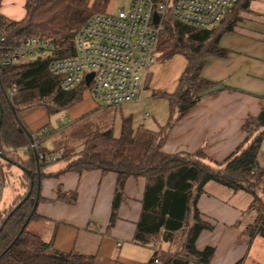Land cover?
<instances>
[{"label": "trees", "instance_id": "16d2710c", "mask_svg": "<svg viewBox=\"0 0 264 264\" xmlns=\"http://www.w3.org/2000/svg\"><path fill=\"white\" fill-rule=\"evenodd\" d=\"M108 2L27 0L25 17L12 20L1 13L0 0V150L8 163L31 170V173L23 170L21 186L25 193L0 212V264H93V255L59 250L52 241L30 231L29 224L37 217L36 211L22 229L36 203L37 160L32 148L26 150L27 158L17 152L31 140L11 104L17 112L43 105L52 114L80 100L83 87L64 90L60 77L49 71V64L52 58L75 55V39L82 25L91 15L103 12ZM250 2L238 0L222 22L211 28H197L181 22L172 13L167 14L160 34L161 43L171 48L165 58L180 54L186 57L187 65L174 92H156L157 96L169 101L166 124L157 130L142 126L135 128L132 116H125L119 136L112 129L93 131L86 137L80 151L65 149L58 159L67 162L63 170L49 175L42 173V177H46L70 170L115 172L117 184L110 226L115 223L119 206L125 199L128 178L145 177L147 185L135 238L140 244L153 247L149 264L210 263L214 247L206 246L201 250L196 246L200 233L213 228L202 218L198 206L199 197L210 181L252 196L250 207L256 209V216L247 228L251 235L264 237V200L259 194V191L264 194V165L258 158L264 141V108L246 120L244 140L223 161L210 159L202 149L193 153H167L162 149L175 122L191 110L203 92L218 85V82L202 76L203 68L209 56L227 55V49L220 46L221 37L234 30L242 19L241 12L249 9ZM29 35L49 39L53 53L48 57L36 56L26 62L3 65L5 52L17 39ZM42 136L37 134L34 140H42ZM38 151H43L41 145ZM45 164L46 160L41 161V168ZM29 191V196L17 207ZM65 197L60 188L58 198ZM42 199L39 195V200ZM75 199L76 193H72L69 200ZM162 242L169 243L170 247L162 248Z\"/></svg>", "mask_w": 264, "mask_h": 264}, {"label": "crops", "instance_id": "0c3cea01", "mask_svg": "<svg viewBox=\"0 0 264 264\" xmlns=\"http://www.w3.org/2000/svg\"><path fill=\"white\" fill-rule=\"evenodd\" d=\"M26 1L2 0L1 13L9 19L21 20L26 15ZM241 16L242 19L234 30L226 32L221 37L220 46L227 49V55L209 56L203 68L202 76L218 82V85L203 92L191 110L175 122L163 144L162 149L165 152L193 153L202 149L210 159L223 161L244 140L243 125L246 120L250 116L258 115L264 108V0H251L249 9L242 11ZM183 58L181 65L171 75L162 76L160 72H164L163 62L154 61L150 65L151 68L149 67L151 71L148 72L146 86L135 101L144 99L158 101L165 97L157 96L156 92H174L187 65L186 57ZM166 78L171 80L170 88L165 85ZM81 86L83 88L80 100L60 111H67L81 102L86 91L92 92L90 87L83 84L75 88ZM166 101L168 111L166 108L167 114L160 118L162 123H158L156 128L152 123H147L149 129L157 130L166 124L170 112L169 101ZM156 103L158 105L161 102ZM38 106L44 107L49 115L54 114L49 113L45 106L36 105L18 112L19 117ZM144 117L149 119L151 114L146 113ZM25 118L20 117L25 128L21 126L29 135L31 142L44 127L48 128L42 133L43 140L51 125L44 127L41 125L37 131L36 129L33 131L28 124L32 120L31 115ZM65 120L66 116H63L59 123H64ZM140 126L144 125L140 123L134 127ZM61 149L68 148L60 147L59 150ZM19 150H23L26 154L24 147L18 149V154ZM80 150L75 149L76 152ZM41 153L56 155L46 148H43ZM22 157L27 158V155ZM258 158L264 165V141ZM1 159L8 168L16 165L8 163L3 155L0 156V161ZM58 159L46 160V164L41 168L42 173L49 175L63 170L67 162ZM17 166L22 170L19 188L13 186L15 192L11 193L9 206H0V212L8 209L18 196L25 193V189L21 186L24 172L19 165ZM5 183L6 180L1 173L0 200L6 187ZM116 184L115 172L103 173L98 169L82 173L70 170L59 175L42 177L40 196L43 199L39 200L37 217L32 220L47 223L49 230L48 239L40 236L46 241H52L54 247L59 250L93 255V264H149L154 252L153 247L140 244L135 238L147 180L143 176L128 178L125 185V199L119 206L115 223L110 226ZM60 188L65 193L64 199L58 198ZM17 190H20L19 193ZM240 192L227 190L224 186L210 181L205 186V192L199 197L198 206L202 218L213 225L212 229L203 230L196 241L198 249L202 250L206 246L214 247V254L207 264L238 262L246 264L247 261L249 264H264V237L259 234L251 235L247 228L248 224L246 226L239 224L240 208L224 198L226 195L225 197L229 199H239ZM72 193H76L74 201L69 200ZM250 197L249 202L252 201V196ZM161 246L168 249L170 244L162 242Z\"/></svg>", "mask_w": 264, "mask_h": 264}, {"label": "built area", "instance_id": "2783aa9c", "mask_svg": "<svg viewBox=\"0 0 264 264\" xmlns=\"http://www.w3.org/2000/svg\"><path fill=\"white\" fill-rule=\"evenodd\" d=\"M238 0H132L115 12L95 13L82 25L75 39V55L52 58L49 71L60 77L64 90L83 84L103 104L119 106L139 98L145 88L150 65L164 28L167 14L197 28H211L225 18ZM155 15L158 16L157 21ZM53 44L47 38L29 35L19 38L5 52L3 65L48 57ZM93 73L87 83L86 77ZM47 127L41 133L47 131ZM33 140L24 149H37ZM39 153L40 161L63 156ZM3 151L0 150V156ZM1 167V163H0Z\"/></svg>", "mask_w": 264, "mask_h": 264}, {"label": "rangeland", "instance_id": "374dc122", "mask_svg": "<svg viewBox=\"0 0 264 264\" xmlns=\"http://www.w3.org/2000/svg\"><path fill=\"white\" fill-rule=\"evenodd\" d=\"M129 2L130 0H109L102 13L115 12L122 6L128 7ZM170 50L171 48L162 44L160 40L154 54L155 61L161 63L163 62L164 64L162 68L164 72H160V76L165 74L171 75V73H173V71L181 65V59H184L180 54L174 55L175 57L172 56L171 58H165L166 53ZM150 68L149 72L151 71ZM170 81L169 78H166L165 85L168 88H170ZM166 100L168 99L165 97L159 99L158 101H154V99H144L140 101H131L119 106L104 105L100 103L89 90L85 92L84 98L81 102L75 104L67 111H59L49 115L44 107L38 106L26 114H21L20 117L21 119H26V116L31 115L32 120L28 122V124L33 131L35 129L37 131L41 125L42 127L51 125L50 130L46 133L43 140H41L42 148H46L48 150L50 149L53 153H56L60 147H66L75 151V149L80 150L83 147L85 138L93 131L112 129L113 133L118 136L121 133L122 118L125 116H132L133 125L135 127H137L140 123L144 125L142 127H148L147 123H152L156 128L158 123H162L160 122V118L165 117L167 114L166 108L168 111V103ZM156 102L161 103L156 105ZM89 105H94V107H89ZM146 113L151 114L149 119L144 117ZM63 116H66L65 122L59 123ZM41 134L42 133H40V135ZM19 154L22 156L26 155L23 150H19ZM0 163V176L2 173L6 180L5 186L8 187H5L4 189L2 200H0V206L8 207L11 193L15 192L13 186H15L16 189L19 188V180L22 170L17 165L8 168L4 165L3 159H1ZM216 183L220 184L218 182ZM224 187L225 189L230 190V188L226 186ZM17 191L19 193L20 190ZM259 194L264 200V194L261 191H259ZM225 196V200L228 199L230 203L240 208L239 224L246 226L254 220L256 216V209L250 207V194H246L241 191L239 193V196H241L239 199H229ZM255 207H258V204H256ZM29 230L34 233H38L43 238L48 239L47 231L49 230V225L45 222L39 223L32 220L29 224ZM246 264H249L248 261Z\"/></svg>", "mask_w": 264, "mask_h": 264}, {"label": "water", "instance_id": "95a60500", "mask_svg": "<svg viewBox=\"0 0 264 264\" xmlns=\"http://www.w3.org/2000/svg\"><path fill=\"white\" fill-rule=\"evenodd\" d=\"M157 19H158V16L155 15V20L157 21ZM92 76H93V73H90V74L87 75V77H86L87 83L90 82V80L92 79ZM4 93H5L6 96H8L6 91H4ZM11 108H12V111L14 112V114H15L17 120L19 121V123L25 128V126L22 124L21 119H20V117H19V115H18V112H17V110L15 109V106H14L13 104H11ZM0 111H2L1 104H0ZM1 121H2V117L0 118V124H1ZM32 141H33V139H32ZM34 154H35V158H36V160H37L38 192H37V198H36L35 206H34L32 212H31V214L29 215L27 222L24 224V226H23L22 229H24V228L27 226V224L29 223V221H30L31 218L33 217V215H34V213H35V211H36V209H37L38 203H39V195H40V192H41L42 170H41V165H40L39 153H38V150H37V149H34ZM19 166H20L23 170H26L28 173H31V170H29V169H25V168H24L23 166H21L20 164H19ZM29 194H30V191H29L28 194L25 196V198H24V199H23V200L17 205V207L21 206V204L23 203V201H25V199L29 196ZM15 209H16V208H14V209L12 210V212L10 213V215L15 211Z\"/></svg>", "mask_w": 264, "mask_h": 264}]
</instances>
